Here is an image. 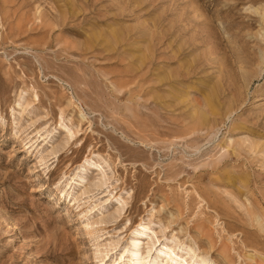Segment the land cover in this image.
Wrapping results in <instances>:
<instances>
[{"label":"rangeland","instance_id":"1","mask_svg":"<svg viewBox=\"0 0 264 264\" xmlns=\"http://www.w3.org/2000/svg\"><path fill=\"white\" fill-rule=\"evenodd\" d=\"M202 258L264 264V0H0V264Z\"/></svg>","mask_w":264,"mask_h":264},{"label":"bare ground","instance_id":"2","mask_svg":"<svg viewBox=\"0 0 264 264\" xmlns=\"http://www.w3.org/2000/svg\"><path fill=\"white\" fill-rule=\"evenodd\" d=\"M138 249H139V243L138 241L136 240L134 242V244L132 245V248H131V252H130V258L134 261L138 258L139 256V253H138ZM203 257V256H202ZM210 260V259H209ZM206 262V258H202L201 259V263L200 264H203ZM182 263V259L178 261V264H181Z\"/></svg>","mask_w":264,"mask_h":264}]
</instances>
